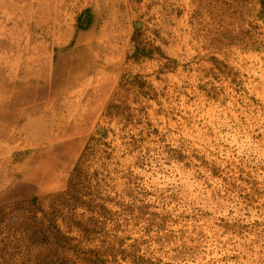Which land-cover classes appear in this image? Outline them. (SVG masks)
<instances>
[{
	"label": "rangeland",
	"instance_id": "rangeland-1",
	"mask_svg": "<svg viewBox=\"0 0 264 264\" xmlns=\"http://www.w3.org/2000/svg\"><path fill=\"white\" fill-rule=\"evenodd\" d=\"M87 1L0 0V264H264V2L113 0L112 36ZM110 41L112 66L92 51ZM102 61L100 113L5 153L20 107L69 112L44 96L83 93Z\"/></svg>",
	"mask_w": 264,
	"mask_h": 264
},
{
	"label": "crops",
	"instance_id": "crops-1",
	"mask_svg": "<svg viewBox=\"0 0 264 264\" xmlns=\"http://www.w3.org/2000/svg\"><path fill=\"white\" fill-rule=\"evenodd\" d=\"M96 2V0H88L85 4L82 5V7H90L91 3ZM116 1L113 0H106L104 2V4L106 5V12L104 10L102 18L106 19V25L109 26V28L113 29L112 31V36H118L119 35V31L121 28V21L123 20L124 16L118 15V13H116V9L114 7H112L111 4H113ZM94 16H95V9L94 6L92 8V6L90 7ZM85 10H81V12L79 13V19H81V21L86 17V13L84 12ZM97 11V10H96ZM100 13V12H99ZM92 16V15H91ZM90 16V18H91ZM81 23V22H80ZM83 29H85V27H82ZM110 36V33L109 35ZM111 39V38H110ZM110 41L107 45L111 46L112 48H105L106 44L101 43V47L98 48H93L92 51H97V53L101 54V52H106V49H108V58H111L110 62L108 64H113L112 58L118 57V55L121 54L122 50H120V46L117 47L113 44H111ZM114 43V42H113ZM76 45V44H75ZM74 46V45H73ZM90 47V45L88 46ZM114 48V49H113ZM164 48L166 49V46H164ZM87 50H90V48H88ZM112 51V52H110ZM119 51V52H118ZM118 52V53H117ZM105 55V53L103 54ZM102 57V55H101ZM20 58L17 61V69L19 67V62H20ZM119 60V58H118ZM101 64L99 65V67L97 68L95 66V71H90L89 73H87L88 75H85L84 79H81V82L79 80V82L81 83L80 86H82L84 84V86L86 87V89L84 90V92H73L71 93V95H65V94H60L57 95V93L55 95L52 94H46V96H44V99H46L47 97L51 100L49 103H51L54 100H58V96H60L62 99L58 100L56 102L57 105L59 106H68V111L65 114L62 112L61 114H59V110L55 109V110H43V108H41L40 104H33V106L31 107H20L17 111L18 114V124H19V132H18V137L16 142H11V140H14V138H10V137H6L5 136V153H7L6 151L8 150V148H12V147H26V146H38L43 144L42 140L45 141H51L53 139H56L59 136V130H61L59 123L61 124L62 121H64V117L68 116V114H70L69 120H75L76 123L82 122L81 116L82 113H100V111L104 108L106 99H107V91H109L110 87H112V82L109 83L110 81V76L107 75V73H111L109 72L108 69H105L104 66V62H100ZM117 62L114 64V66L116 65ZM118 64L120 65L121 62L119 61ZM118 65V66H119ZM109 67H111L110 65H108ZM106 66V67H108ZM106 70V71H105ZM7 76H8V72H7ZM79 82L76 84L77 87H79ZM16 95H11L12 97L15 96L17 97V99L19 98V104H24V97L27 96V94L24 93H18L16 91L15 93ZM5 98H9L6 94ZM29 96V95H28ZM34 95H30V97H33ZM36 97V94L35 96ZM24 100V101H22ZM55 105V104H53ZM15 114V115H17ZM64 114V115H63ZM60 118V119H59ZM11 117H10V111L5 110V129L8 128L6 131L9 130V125L11 124ZM63 124V123H62ZM61 124V127L63 126ZM82 126V124H80ZM5 131V132H6ZM7 148V149H6ZM8 152H10L8 150ZM5 177V176H4ZM9 183V179L4 178V186H6L5 184Z\"/></svg>",
	"mask_w": 264,
	"mask_h": 264
},
{
	"label": "trees",
	"instance_id": "trees-1",
	"mask_svg": "<svg viewBox=\"0 0 264 264\" xmlns=\"http://www.w3.org/2000/svg\"><path fill=\"white\" fill-rule=\"evenodd\" d=\"M259 1L262 3L264 2V0H259ZM132 54L134 58H138L142 56L144 58H149V59H152V57L157 56L158 54H160V56L163 55L159 46H154V45L142 46L140 44L135 45ZM32 200H35V198H33ZM32 200L29 199V201ZM18 202L22 204L25 201L18 200ZM29 209H30L29 212H31L32 214L36 213L33 208H29ZM29 228L27 229V235L31 240H35L38 237H42L44 241H46L47 243L53 244V243H58L59 240H62L64 237V235L60 233L59 228H55V227L52 228V226L50 228H44L43 226L38 228V225L33 224Z\"/></svg>",
	"mask_w": 264,
	"mask_h": 264
}]
</instances>
